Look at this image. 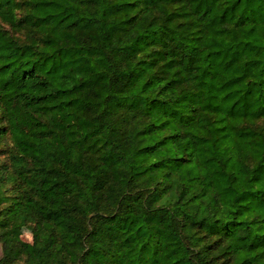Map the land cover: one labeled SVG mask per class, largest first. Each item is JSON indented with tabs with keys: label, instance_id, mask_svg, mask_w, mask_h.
Returning <instances> with one entry per match:
<instances>
[{
	"label": "trees",
	"instance_id": "16d2710c",
	"mask_svg": "<svg viewBox=\"0 0 264 264\" xmlns=\"http://www.w3.org/2000/svg\"><path fill=\"white\" fill-rule=\"evenodd\" d=\"M0 264H264V0H0Z\"/></svg>",
	"mask_w": 264,
	"mask_h": 264
},
{
	"label": "rangeland",
	"instance_id": "374dc122",
	"mask_svg": "<svg viewBox=\"0 0 264 264\" xmlns=\"http://www.w3.org/2000/svg\"><path fill=\"white\" fill-rule=\"evenodd\" d=\"M19 233H20L21 239L24 242L28 243L29 246H31L32 243H33V233H32V231L30 229H28V228L21 227V228H19Z\"/></svg>",
	"mask_w": 264,
	"mask_h": 264
}]
</instances>
